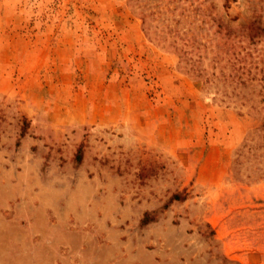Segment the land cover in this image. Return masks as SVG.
<instances>
[{
	"label": "rangeland",
	"instance_id": "rangeland-1",
	"mask_svg": "<svg viewBox=\"0 0 264 264\" xmlns=\"http://www.w3.org/2000/svg\"><path fill=\"white\" fill-rule=\"evenodd\" d=\"M0 264H264V0H0Z\"/></svg>",
	"mask_w": 264,
	"mask_h": 264
}]
</instances>
